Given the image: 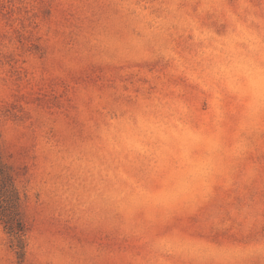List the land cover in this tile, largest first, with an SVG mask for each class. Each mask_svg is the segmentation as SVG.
I'll return each instance as SVG.
<instances>
[{"label":"rangeland","instance_id":"rangeland-1","mask_svg":"<svg viewBox=\"0 0 264 264\" xmlns=\"http://www.w3.org/2000/svg\"><path fill=\"white\" fill-rule=\"evenodd\" d=\"M0 264H264V0H0Z\"/></svg>","mask_w":264,"mask_h":264},{"label":"trees","instance_id":"trees-1","mask_svg":"<svg viewBox=\"0 0 264 264\" xmlns=\"http://www.w3.org/2000/svg\"><path fill=\"white\" fill-rule=\"evenodd\" d=\"M18 199L12 175L0 159V214L10 232H14L15 226L19 223L17 214Z\"/></svg>","mask_w":264,"mask_h":264}]
</instances>
